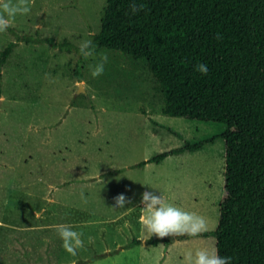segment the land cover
I'll return each instance as SVG.
<instances>
[{
	"label": "rangeland",
	"instance_id": "1",
	"mask_svg": "<svg viewBox=\"0 0 264 264\" xmlns=\"http://www.w3.org/2000/svg\"><path fill=\"white\" fill-rule=\"evenodd\" d=\"M104 5L29 0L30 12L0 33V51L14 43L0 65V264H183L186 251L214 246L211 235L145 243L150 237L137 217L144 214L145 191L205 217L208 232L215 227L224 124L163 114L142 59L106 48L82 56L80 44L99 31ZM101 54L108 61L94 78L89 65ZM184 142L202 144L137 166ZM119 194L131 203L113 209ZM41 197L53 199L46 211ZM69 203L89 207L90 215L57 208ZM58 224L82 233L84 247L76 256L62 248ZM126 236L138 242L118 249ZM12 239L31 256L6 253Z\"/></svg>",
	"mask_w": 264,
	"mask_h": 264
},
{
	"label": "trees",
	"instance_id": "2",
	"mask_svg": "<svg viewBox=\"0 0 264 264\" xmlns=\"http://www.w3.org/2000/svg\"><path fill=\"white\" fill-rule=\"evenodd\" d=\"M91 41L144 61L163 114L224 124L216 225L200 236L211 235L230 264H264V0H105ZM13 46L0 51V65ZM201 63L207 75L197 70ZM201 144L184 142L137 166Z\"/></svg>",
	"mask_w": 264,
	"mask_h": 264
},
{
	"label": "clouds",
	"instance_id": "3",
	"mask_svg": "<svg viewBox=\"0 0 264 264\" xmlns=\"http://www.w3.org/2000/svg\"><path fill=\"white\" fill-rule=\"evenodd\" d=\"M139 10L140 8L135 4L132 5V14ZM29 12V0H17L16 3H13V0H0V33L5 32L14 23L18 15H26ZM80 53L85 58L95 55L91 40L81 42ZM107 61V55L101 54L97 63L89 65L91 76L95 78L102 75ZM196 67L201 75H207L208 66L206 64L201 63ZM114 200L113 209H124L127 204L131 203L123 194H119ZM140 204L144 213L140 216V222L149 237L154 235L160 239L170 236L195 238L207 231L205 217L167 203L156 192H143ZM55 227L62 241V248L69 255L76 256L78 251L84 247L82 233L73 230L72 226L67 224H58ZM230 260V257L220 256L218 249L214 246H206L186 251L183 264H230Z\"/></svg>",
	"mask_w": 264,
	"mask_h": 264
},
{
	"label": "crops",
	"instance_id": "4",
	"mask_svg": "<svg viewBox=\"0 0 264 264\" xmlns=\"http://www.w3.org/2000/svg\"><path fill=\"white\" fill-rule=\"evenodd\" d=\"M80 81H82V80H80ZM40 199H42V202L44 203L43 204V207L41 208V211H46V209H47V206L45 205V203L46 204H48V203H53V199L51 198V197H41ZM66 201H67V199H66ZM68 202V201H67ZM181 206H182V203H181ZM63 207H67V209L68 210H72V211H74V212H77V213H79V215L77 216V217H82L83 219H85V218H87V216L88 215H90V213H91V211H90V209H89V207H86V206H84L82 209H78V208H76V209H74L73 207V205H71L70 203H69V205H65V206H63V205H61V207L59 206V207H57L58 209H61V208H63ZM142 207V205L140 204V208ZM78 210H80V211H78ZM56 215V214H55ZM142 214L140 213V214H138V221H140V216H141ZM116 231H119L118 233L120 234H122L123 233V231H122V228L119 226V225H116ZM137 235V234H136ZM129 237H132V238H129ZM14 238H15V236H14ZM126 239H127V242L126 243H124V244H122V245H120L119 244V246H118V249H120V248H122V247H127V244L129 243V242H131V243H137L138 242V238L136 237V238H133V236H126ZM139 241H141L142 243H143V240L142 239H139ZM116 244H117V242H116ZM144 244V243H143ZM14 248H15V246H14V240L12 239L11 240V243L10 244H8L7 245V247H6V253H8V252H10V250H12V251H14L19 257H22V256H24V255H26L27 257H29V256H31L30 255V253H29V247H25V249L23 248V247H20V249H18V248H15V250H14ZM4 250V246H1L0 247V252H2ZM40 249L38 248V251H39ZM45 250H47V249H45ZM106 251L107 252H110V249H109V247L106 249ZM38 254L39 253H36V256H38ZM34 264H38V263H36V262H34Z\"/></svg>",
	"mask_w": 264,
	"mask_h": 264
},
{
	"label": "water",
	"instance_id": "5",
	"mask_svg": "<svg viewBox=\"0 0 264 264\" xmlns=\"http://www.w3.org/2000/svg\"><path fill=\"white\" fill-rule=\"evenodd\" d=\"M79 86H81V85H79Z\"/></svg>",
	"mask_w": 264,
	"mask_h": 264
}]
</instances>
